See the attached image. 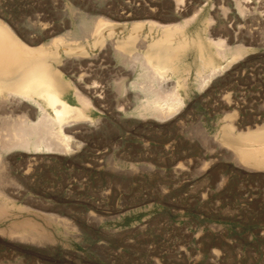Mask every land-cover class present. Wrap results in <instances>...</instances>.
Segmentation results:
<instances>
[{
  "label": "rangeland",
  "instance_id": "374dc122",
  "mask_svg": "<svg viewBox=\"0 0 264 264\" xmlns=\"http://www.w3.org/2000/svg\"><path fill=\"white\" fill-rule=\"evenodd\" d=\"M99 1L0 0V11L12 22L44 14L52 25L68 8L101 13ZM110 1L115 8L123 2ZM260 1L243 2L245 13L263 9ZM160 3L159 12L168 13L165 0ZM253 22L247 28L260 32L225 38L243 46L240 56L193 88L170 117L140 116L131 108L123 113L116 97L108 102L95 93L102 100L94 108L98 121L73 152L49 154L26 178L21 154L5 153L11 159L0 166V186L22 206L0 217V228L28 217L50 240L1 232L0 264H264V171L244 170L214 140L226 119L237 129L264 122V27ZM224 93L233 106L227 108Z\"/></svg>",
  "mask_w": 264,
  "mask_h": 264
},
{
  "label": "bare ground",
  "instance_id": "6f19581e",
  "mask_svg": "<svg viewBox=\"0 0 264 264\" xmlns=\"http://www.w3.org/2000/svg\"><path fill=\"white\" fill-rule=\"evenodd\" d=\"M249 1L193 0L189 5L186 0H165L168 13L161 14L160 0H123L117 8L110 0H100L101 13L68 8L52 25L44 14L12 22L0 11V166L11 159L5 153L18 151L20 174L26 178L49 154L53 158L73 152L98 121L94 108L102 101L100 94L108 102L109 95L116 97L123 113L131 108L133 114L159 119L175 114L193 88L207 85L240 56L243 46L228 41L260 32L259 27L247 28L248 21L264 27V8L257 12L254 6L246 14L243 2ZM163 18L170 21L161 22ZM228 95L221 97L227 108L233 106ZM215 138L238 166L264 171V122L237 129L226 119ZM11 192L0 186V217L22 206L7 197ZM45 231L28 217L0 228L7 236L37 242L50 240Z\"/></svg>",
  "mask_w": 264,
  "mask_h": 264
}]
</instances>
